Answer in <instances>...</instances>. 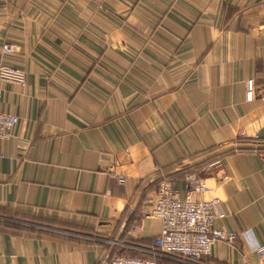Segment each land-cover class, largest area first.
Instances as JSON below:
<instances>
[{"label": "crops", "instance_id": "obj_1", "mask_svg": "<svg viewBox=\"0 0 264 264\" xmlns=\"http://www.w3.org/2000/svg\"><path fill=\"white\" fill-rule=\"evenodd\" d=\"M262 0H0V264H261L264 244ZM253 80V95L246 85ZM222 159L227 178L205 170ZM195 171L238 232L190 262L156 253L148 197L184 196ZM124 178L117 182V175Z\"/></svg>", "mask_w": 264, "mask_h": 264}, {"label": "built area", "instance_id": "obj_2", "mask_svg": "<svg viewBox=\"0 0 264 264\" xmlns=\"http://www.w3.org/2000/svg\"><path fill=\"white\" fill-rule=\"evenodd\" d=\"M19 44L5 41L1 44V53L11 55L18 52ZM0 78L9 79L23 86L25 84V70L0 63ZM253 80L249 79L246 85V99L251 100L253 95ZM1 95V91H0ZM264 103V95L261 96ZM18 116L0 110V140L12 136L18 123ZM205 170L213 173L217 180L227 178L222 159L216 157L207 160ZM117 182L122 184L124 178L117 175ZM185 194L179 192L166 180H162L154 196L148 197L149 207L144 209L146 216L158 217L161 220V229L152 240L156 253L163 256H176L190 262L199 261L210 253L217 241L233 243L238 232L214 227L217 218L223 216L221 199L198 197L209 191L205 180L195 171H187L184 175ZM261 264H264V244L256 246ZM106 264H158L155 258L146 256L113 255Z\"/></svg>", "mask_w": 264, "mask_h": 264}, {"label": "rangeland", "instance_id": "obj_3", "mask_svg": "<svg viewBox=\"0 0 264 264\" xmlns=\"http://www.w3.org/2000/svg\"><path fill=\"white\" fill-rule=\"evenodd\" d=\"M261 4L264 5V0H262Z\"/></svg>", "mask_w": 264, "mask_h": 264}]
</instances>
